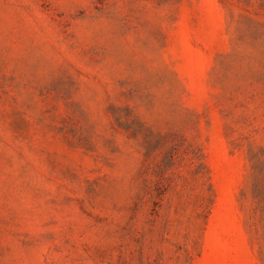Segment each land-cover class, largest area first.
<instances>
[{"label":"rangeland","instance_id":"obj_1","mask_svg":"<svg viewBox=\"0 0 264 264\" xmlns=\"http://www.w3.org/2000/svg\"><path fill=\"white\" fill-rule=\"evenodd\" d=\"M0 264H264V0H0Z\"/></svg>","mask_w":264,"mask_h":264}]
</instances>
